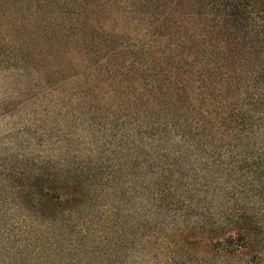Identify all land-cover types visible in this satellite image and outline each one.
I'll return each instance as SVG.
<instances>
[{
    "label": "trees",
    "instance_id": "1",
    "mask_svg": "<svg viewBox=\"0 0 264 264\" xmlns=\"http://www.w3.org/2000/svg\"><path fill=\"white\" fill-rule=\"evenodd\" d=\"M54 39L69 73L36 58ZM43 42L0 48L25 93L0 99V264H264V0H107ZM73 83L91 132H38Z\"/></svg>",
    "mask_w": 264,
    "mask_h": 264
},
{
    "label": "rangeland",
    "instance_id": "2",
    "mask_svg": "<svg viewBox=\"0 0 264 264\" xmlns=\"http://www.w3.org/2000/svg\"><path fill=\"white\" fill-rule=\"evenodd\" d=\"M106 1L107 0H0V48L24 46L31 42H38V44H40L38 49L42 48L45 52H48L46 49L49 50V47L47 48L44 42L43 45H41V43L55 27L63 22L69 21L71 17L74 18L79 12L85 15L88 14L91 19L94 18L97 13L105 9ZM56 40L57 39H54L52 41L53 49L66 52L63 56L56 57L55 59L48 57L50 53H46V56L43 55V52H40V54H37L36 58L41 59L43 62H47L48 58H51L53 61V70L60 62V67L69 73L71 71V63L68 55L72 53V55L75 56L76 47L74 44L65 45L62 42L58 43ZM45 70L48 71L53 79L56 77L55 74H52V72H54L52 69ZM74 85L73 83L72 86L66 88V91L61 90L56 92V94L51 93V100H54L56 98H62L63 94L69 92V95H66V97L72 101L68 103L69 105H53L55 106L54 108L50 106L54 110V112H51L49 115L51 119H49L47 127L44 126L38 132H44L49 129H53L52 132H70L75 136H79L81 141L86 137V132H91V129H88V123H86V121L89 119V109L91 107H93V109L98 108V103L90 104L89 101L85 99L76 101V95H73L76 93ZM11 86L17 91L18 99L25 98V93H22V86L19 84L16 85L10 77L4 76L2 78L0 77V99L11 93L9 91ZM48 94L50 93L48 92ZM48 98L50 99V97ZM47 104L49 103L39 101L27 102L24 107L25 109L19 116L13 117L12 120L8 118L7 121L17 122L18 125H28L27 122L32 123V119L34 118L41 119V117H39L43 116L41 109L46 107ZM66 106H69V108ZM100 106L101 108H109V106ZM74 109L76 111H83L87 115L81 116L69 113V110L72 112ZM60 110H62V114L59 113ZM34 111H36L37 114H33L32 112ZM4 127L5 126H1L0 123V141H4V137L7 134L6 131L3 130ZM96 131L105 132V129L98 128ZM22 140H24V137H22ZM31 150L37 153L33 146ZM129 264H150L149 255L135 251L130 256Z\"/></svg>",
    "mask_w": 264,
    "mask_h": 264
}]
</instances>
